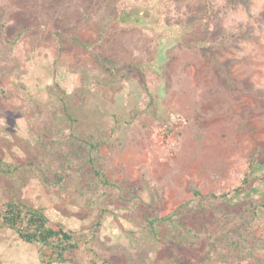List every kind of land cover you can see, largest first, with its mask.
I'll return each instance as SVG.
<instances>
[{"label": "rangeland", "instance_id": "1", "mask_svg": "<svg viewBox=\"0 0 264 264\" xmlns=\"http://www.w3.org/2000/svg\"><path fill=\"white\" fill-rule=\"evenodd\" d=\"M0 8V157L22 165L0 175V198L17 194L89 239L64 264H264V168L231 205L203 199L208 221L187 212L157 237L146 223L199 202L190 185L204 195L239 187L255 149L264 161V0ZM94 170L111 185L92 196ZM0 264L42 263L4 229Z\"/></svg>", "mask_w": 264, "mask_h": 264}, {"label": "trees", "instance_id": "2", "mask_svg": "<svg viewBox=\"0 0 264 264\" xmlns=\"http://www.w3.org/2000/svg\"><path fill=\"white\" fill-rule=\"evenodd\" d=\"M3 11L0 8V16ZM1 19V17H0ZM5 44L12 47L14 42L5 41ZM142 76V88L151 98L145 84V79ZM98 145L89 144V153L93 154L97 151ZM89 154V156H90ZM261 152L255 149L249 157V163L243 173L242 184L233 189L222 192L220 195L214 193L202 194L194 186L190 185L189 189L192 193L193 200L197 199L199 202L191 206V201L185 202L176 207L168 215L157 217L146 221L149 232L157 237L160 232V226L163 228L167 226H177L184 222V215L187 212H194L199 222L208 221L207 215L211 213L209 206L203 204V199L210 202V199L221 200L226 206L231 205L233 201L242 197L245 190L256 177L258 179V171L264 168V161L260 160ZM89 161L92 162L91 156ZM22 165H12L6 163L0 157V175L12 176L16 170L20 169ZM96 178L94 190L91 195H96L95 191L105 186H110L111 182L103 176L102 172L98 170L93 171ZM88 201V199H87ZM230 207L225 210V217L233 215L230 212ZM104 211H100L96 221L91 225V237H95L98 229L101 227ZM8 229L12 231L18 239L26 244L35 245L38 247L39 260L42 264H64L74 261L76 253L80 250L81 245H89V239L84 237L79 238L73 232L66 229L61 224L52 225L40 207H34L22 201L17 194L3 199L0 198V231ZM215 236V235H214ZM213 236H210V239ZM215 240L216 238H212ZM211 240L208 244L207 254L216 250V242ZM220 241V240H219ZM84 242V243H83Z\"/></svg>", "mask_w": 264, "mask_h": 264}]
</instances>
